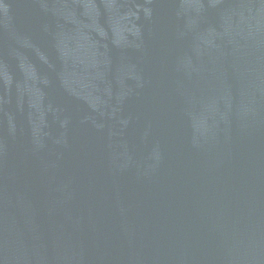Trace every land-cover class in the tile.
<instances>
[{"label": "water", "instance_id": "water-1", "mask_svg": "<svg viewBox=\"0 0 264 264\" xmlns=\"http://www.w3.org/2000/svg\"><path fill=\"white\" fill-rule=\"evenodd\" d=\"M0 264H264V0H0Z\"/></svg>", "mask_w": 264, "mask_h": 264}]
</instances>
